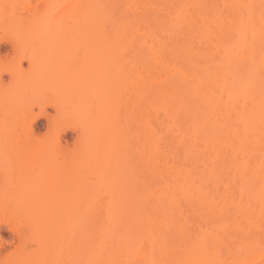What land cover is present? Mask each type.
I'll list each match as a JSON object with an SVG mask.
<instances>
[{"label":"bare ground","instance_id":"6f19581e","mask_svg":"<svg viewBox=\"0 0 264 264\" xmlns=\"http://www.w3.org/2000/svg\"><path fill=\"white\" fill-rule=\"evenodd\" d=\"M262 9L0 0V52H16L0 81L35 69L39 108L0 127L4 164L24 161L40 117L53 136L33 161L36 202L0 206L19 236L0 264H264ZM68 130L79 131L72 146Z\"/></svg>","mask_w":264,"mask_h":264},{"label":"rangeland","instance_id":"374dc122","mask_svg":"<svg viewBox=\"0 0 264 264\" xmlns=\"http://www.w3.org/2000/svg\"><path fill=\"white\" fill-rule=\"evenodd\" d=\"M16 57V52L9 44H4L0 52V64H9ZM35 69H26L24 77L26 81L21 84L17 80V73L10 77L4 74L0 81V127L9 129L16 118H19V123L25 125L31 117L39 111V108L32 98L31 92L27 89L29 79ZM57 83L64 85L69 83V80L59 75ZM17 87L24 88L23 102L15 105L14 99L16 94L13 90ZM21 95V94H19ZM49 111L53 112L51 107ZM39 124L41 128L36 131L34 137L29 139L28 145L20 153V158L24 161L18 165L4 164L3 158L8 153V150L0 149V167L5 170V175L0 177V206L15 207L18 197L28 195L30 200L35 203L38 197L39 182L37 165H33V161L37 158V153L42 146L47 147L53 143V136L50 128L47 126L46 120L40 117ZM23 139L25 134L21 132ZM18 138L14 136L13 139ZM79 138V131L68 130L66 139L70 146L74 145ZM16 219L12 215H0V261L5 260L19 246V236L16 231Z\"/></svg>","mask_w":264,"mask_h":264},{"label":"snow or ice","instance_id":"6c2138e0","mask_svg":"<svg viewBox=\"0 0 264 264\" xmlns=\"http://www.w3.org/2000/svg\"><path fill=\"white\" fill-rule=\"evenodd\" d=\"M53 7H55V6H53ZM261 17H262V22H264V9H262ZM262 164H264V161H262Z\"/></svg>","mask_w":264,"mask_h":264}]
</instances>
